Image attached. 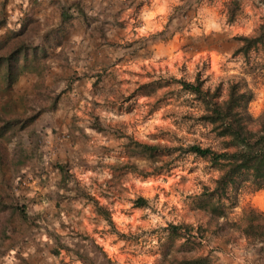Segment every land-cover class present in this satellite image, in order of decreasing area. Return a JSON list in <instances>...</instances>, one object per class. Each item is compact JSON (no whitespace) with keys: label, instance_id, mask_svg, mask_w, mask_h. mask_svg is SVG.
<instances>
[{"label":"rangeland","instance_id":"rangeland-1","mask_svg":"<svg viewBox=\"0 0 264 264\" xmlns=\"http://www.w3.org/2000/svg\"><path fill=\"white\" fill-rule=\"evenodd\" d=\"M263 20L259 0H240L233 21L224 0H33L28 9L0 0V50L23 41L30 68L0 94V110L8 103L5 116L36 112L0 138L2 200L25 202L30 216L0 206V264H83L60 242L85 246L98 264H167L163 251L182 248L208 253L214 264H264V250L237 230L218 231L195 207L202 183L212 185L217 174L201 158L184 154L170 170L146 176L110 167L127 159L145 164L128 155L125 134L168 143L174 132L185 142L212 136L192 123L200 104L174 79L219 83L222 97L238 80L252 89L249 110L257 116L264 108V43L248 57L234 50L235 35L253 33ZM59 163L69 167L72 189L61 184ZM74 177L90 193L107 194L99 198L112 224L73 195ZM138 196L146 205L135 204ZM247 204L264 210V188L242 189L229 216ZM170 221L207 229L170 244L162 230Z\"/></svg>","mask_w":264,"mask_h":264},{"label":"trees","instance_id":"trees-1","mask_svg":"<svg viewBox=\"0 0 264 264\" xmlns=\"http://www.w3.org/2000/svg\"><path fill=\"white\" fill-rule=\"evenodd\" d=\"M224 1L226 19L233 21L240 9V0ZM259 2L264 5V0H259ZM235 38L240 41V44L235 48L234 53H241L248 57L251 49L264 43V20L258 24L253 33H239L235 35ZM25 47L23 41H16L11 47L0 50V94L11 90L19 76L30 70L26 64L27 49ZM173 82L179 84L180 92L190 94L200 104V111L190 118L193 124L204 128L202 133L205 136L208 134L212 136L208 137L205 142L199 140L185 142L183 137L174 132L171 134L174 142L168 143L150 142L135 138L131 134H125L127 140L124 145L128 155H139L145 164L139 166L127 159L112 163L110 167L112 169L123 168L146 176L170 170L184 154L201 158L208 167L216 170L217 174L212 177V185L202 183L195 207L205 212L207 222H214L218 231L237 230L241 236L253 242L260 250H264V210L247 204L242 207L238 217L229 216V211L238 204L242 189L247 186L252 187L253 190L264 188V108L257 116L250 112L249 102L253 99L254 93L251 88L241 84L238 80L228 82L224 97H222L221 84L218 83L213 88L205 86L204 80L198 76L194 80L179 78L174 79ZM165 83L171 84L170 80H166ZM51 103L55 105L56 102L52 100ZM9 107L8 103L2 104L0 110L3 115L0 116V138L14 125H25L36 115L35 112L28 116L18 114L5 116L3 113L8 111ZM91 125L99 130L106 128L97 120H92ZM57 168L61 173V184L72 189L68 185V180L72 177L69 167L64 163H59ZM73 193L75 196L85 197L92 203L98 215L107 219L109 223H113L109 209L99 198L100 195L106 197L107 194L90 193L75 177ZM134 201L136 205H146L147 198L138 196ZM0 206L2 208L11 207L12 213H16L23 220H28L30 217L25 202L7 203L2 200L0 194ZM202 229L207 228L201 223L193 224L184 221H170L162 227V230L166 231L165 238L170 244L178 239L181 245L193 241L197 236L202 237ZM94 245L99 248L96 242ZM60 247L68 250L83 264H98L94 258L86 257L83 249L85 246L72 248L60 242ZM163 255L164 258L167 257V264H214L208 253L192 255L183 248L171 252L167 249L163 251Z\"/></svg>","mask_w":264,"mask_h":264},{"label":"crops","instance_id":"crops-1","mask_svg":"<svg viewBox=\"0 0 264 264\" xmlns=\"http://www.w3.org/2000/svg\"><path fill=\"white\" fill-rule=\"evenodd\" d=\"M46 1V0H44ZM10 3H12L13 8L17 9V6L19 7H24V8H29L32 6L33 0H10ZM10 8V7H9ZM19 10L21 11L22 8H19Z\"/></svg>","mask_w":264,"mask_h":264}]
</instances>
